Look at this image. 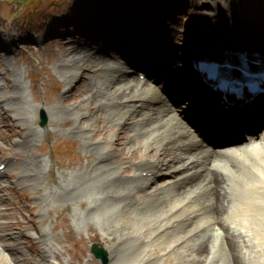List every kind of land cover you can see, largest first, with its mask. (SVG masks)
Masks as SVG:
<instances>
[{
  "label": "rangeland",
  "instance_id": "374dc122",
  "mask_svg": "<svg viewBox=\"0 0 264 264\" xmlns=\"http://www.w3.org/2000/svg\"><path fill=\"white\" fill-rule=\"evenodd\" d=\"M221 3L230 4L235 12L231 20L228 18L230 22L237 19L264 22V0H174V3L170 0H0V160L4 156L13 159V164L6 166L4 173L0 172V247L6 248L13 261L17 264H45L49 259L54 264H100L99 259L90 253L89 245L101 241L104 246H115L125 232L122 223L114 218L108 217L99 223L93 219L94 212L101 213L112 202L99 200L91 205L88 194L99 187L92 188L94 175L86 172L98 160L100 147L94 146L97 142L117 147L123 175L132 174L135 162L142 158L145 134L138 132L134 135L128 127L120 128L114 123L115 120L107 114L108 106L100 104L105 90L98 91L99 94L96 92L100 85H110L111 82L118 89L125 79L137 77V74L120 77L115 73L116 77L111 80L112 71H105V66L100 69L108 58L106 53L96 50L104 41L99 35L103 33L86 30L91 19L86 7L87 10L98 7V10L117 18L120 12L125 17L132 13L153 27L151 41L157 42L161 35L166 36L171 42L170 63L175 65L172 75L186 84L190 71L183 66V61L184 45L191 36L188 28L196 22L195 26H205L212 32L222 21L216 17L193 22L192 15L207 12L216 16L221 12L218 6ZM75 12L79 16H74ZM91 12L94 19L90 22H102L103 16L98 18L97 10ZM71 24H78L80 31L67 27ZM164 25L168 29L161 34ZM261 29L264 35V27ZM144 36L147 38V33ZM76 57L81 60L77 76L72 77L71 71L65 73L64 63ZM142 71L145 70L138 72ZM15 80L19 85L13 87ZM16 89H20V94L12 108L3 104V96ZM46 107L52 110L50 118L46 117ZM72 107L81 108L82 114H73L69 109ZM40 109H43L45 118L42 125H39ZM211 112L217 113L213 107ZM79 126L87 128L88 132L79 131ZM136 136L142 142L137 143L133 151ZM157 154L151 151L152 156ZM42 161H46V169L38 165ZM27 171L30 173L27 177L18 178ZM196 180L191 177L187 183L174 185L171 198L178 190L189 189ZM75 183L89 193L82 197L73 195L71 201L61 204L54 203L58 191L76 187ZM166 183L167 180L159 182L160 185ZM115 185L123 187L126 183L116 182ZM217 190L219 195L215 197L222 198L223 191L220 187ZM224 194L233 205L245 197L236 187L225 188ZM215 212L208 210V217ZM227 218L228 221L235 219L232 214ZM42 226L47 227L51 237L49 246L53 250L51 256L44 258H41L44 252L38 238ZM216 227L209 224L207 229L204 228L206 231L200 230L186 241L189 255L185 262L195 260L196 249L205 241L203 235ZM143 233L146 238L154 235L151 227H145ZM12 244L16 246L9 249ZM160 249L155 246L158 254ZM238 249L233 250L235 264H264V254L251 242L244 241ZM249 251L251 255L248 257ZM180 261L181 258L173 254L166 257L164 264H179ZM1 262L9 264L10 261L1 259ZM113 263L111 260L108 264Z\"/></svg>",
  "mask_w": 264,
  "mask_h": 264
},
{
  "label": "bare ground",
  "instance_id": "6f19581e",
  "mask_svg": "<svg viewBox=\"0 0 264 264\" xmlns=\"http://www.w3.org/2000/svg\"><path fill=\"white\" fill-rule=\"evenodd\" d=\"M218 6L221 12L216 16H214L215 13L207 12L192 15L193 22L198 21V19L206 21L216 17L222 20L217 30L212 32L206 30L207 27L205 26L194 30L196 22L194 24L191 22L190 28L193 26L192 30H194L191 32L195 35L192 39L201 40L203 43L212 42V44L225 42L235 46H240L243 43L254 46L258 44L256 42L258 39L250 32L257 28L255 21L249 19L250 25L239 19L231 23L228 18H232L235 12L231 10L230 4L221 3ZM229 25H232V29H229ZM232 31L236 34L228 33ZM104 47L108 53L112 54V59H109L108 63L103 62L101 70L105 66L107 70H104L107 72L126 73V71H130L128 70L130 67L126 66L122 61L124 59L118 56L114 49L106 45ZM80 60L79 58L67 60L64 63V67L67 68L65 73L71 71L72 77L77 76L76 71L79 68ZM110 77L112 80L115 78V74L111 72ZM16 85H19L17 80L14 81L13 87ZM113 85L112 82L110 85H100L96 90L98 94L105 90V94L100 99V104L108 106L107 114L111 119L117 121L115 123L128 125L133 131L141 130L140 133H145L142 140L144 148L141 152L142 158L135 162L133 167L135 171L131 175L121 173L117 147H107L104 143L99 142L94 143V146L100 147L97 152L98 160L86 172L87 175H94L93 180L95 179L100 183V188L93 193L96 197L92 202L90 201L91 204L99 200L102 203L105 201L112 202L101 213L94 212L93 219L99 223L102 219L111 217L122 223V227H125V232L120 235L118 244L113 247L106 246L109 249L108 255L114 258L113 264H155L156 262L157 264H164L166 257L173 254L181 258L182 261L179 264H209L215 261L219 264H228L229 262L235 264L233 250H239L238 247L244 241L251 242L257 250L264 254V139L236 146L233 149L225 148L222 152H217V157L224 156L226 158L215 159L210 167L206 161L201 159L202 157L200 158L201 154H193L192 152L198 146L197 142L200 141V138L201 142L205 141V138L202 134L197 135L188 130L186 123L181 121L171 107L167 98V90L165 89L166 93L164 94V90L156 83V80L153 81L147 77L146 80L132 78L121 84L118 89H116V85L114 87ZM19 90L6 93L3 96V104L12 108L15 100L19 98ZM69 109L73 114H82L81 108L72 107ZM51 111L49 107H46V117L50 118ZM15 115L18 119L21 118L17 113ZM133 116L135 118L140 116V118L132 121ZM78 129L82 133L88 132L85 127L79 126ZM116 140L118 141L119 137ZM142 141L137 140V136L134 138L133 151L137 148V143ZM115 144L119 143L115 142ZM169 144H174V146L169 147ZM153 150L160 152L157 159L151 155ZM207 152L210 154L209 151ZM163 155L172 156L168 160V163L172 162L171 166L166 165L167 172H164V163L159 159ZM1 162L7 166L13 164V160L7 156ZM196 164L205 165L204 169H209L210 179L212 180V177L215 176V183H218L217 186H220V190L223 191L222 198L218 197L217 200L219 216L216 218L219 220L212 217V221H210L209 217L203 216L205 209L213 208L209 200L201 201L200 199V190L203 189L201 183L209 180L205 178V174H203L205 179L201 183L197 185L195 183L192 188L183 193L177 192L174 198H170L174 182L179 179H186L188 172ZM38 165L47 168L46 161H42ZM147 170L154 171L155 175L147 178L142 176V173ZM216 170L221 171V175L215 172ZM29 174L28 171L22 172L18 178H25ZM167 174L175 179H170L167 184L158 186V177L161 178ZM223 176H225L224 179ZM225 179L229 181V185L239 188L245 194V197L240 200V204L238 203L240 211H232L231 209V204L224 194V189L228 187ZM116 182H123L126 185L117 187ZM204 185L206 184H202V186ZM194 188L196 189L193 190ZM81 192L82 194L85 193L83 190ZM1 200L0 198V203ZM161 204H164L165 209L162 208L164 206ZM230 210L238 219V223L234 226L232 223L235 222H225ZM221 214L222 217H220ZM215 221H220V226L215 231L205 234V241L203 244L201 242L196 249L195 260L185 262L184 259L189 255L186 252L188 251L187 239L197 232L199 233V230L204 227V223ZM145 227H151L154 233L150 236L151 239L144 235ZM46 228L45 226L41 227L38 235L41 240L40 249L44 252L43 258L45 255L51 256L53 252L48 245L51 237H49ZM155 246L161 247L160 254L162 256L155 251ZM9 247V249H13L14 246L9 245ZM247 255L248 257L251 255L250 251L247 252ZM232 256L235 263L231 258ZM1 259L10 261L9 264H17L7 253L5 247H0V264H2ZM45 264L53 263L48 260Z\"/></svg>",
  "mask_w": 264,
  "mask_h": 264
},
{
  "label": "water",
  "instance_id": "95a60500",
  "mask_svg": "<svg viewBox=\"0 0 264 264\" xmlns=\"http://www.w3.org/2000/svg\"><path fill=\"white\" fill-rule=\"evenodd\" d=\"M41 118H42V119H41V121H40V124H42V123L44 122V118H43V117H41ZM91 250H92V252L94 253V256H95V257L98 256V257L101 258V261H102L103 264L106 263V261H107L106 254H105L104 251H102L101 248H99L98 246H95V245L93 244V245L91 246Z\"/></svg>",
  "mask_w": 264,
  "mask_h": 264
}]
</instances>
